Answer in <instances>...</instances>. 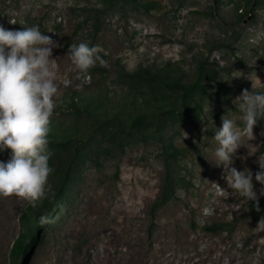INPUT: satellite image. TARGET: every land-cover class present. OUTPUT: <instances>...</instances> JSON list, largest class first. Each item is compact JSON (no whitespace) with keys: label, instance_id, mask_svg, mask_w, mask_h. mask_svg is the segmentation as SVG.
<instances>
[{"label":"rangeland","instance_id":"obj_1","mask_svg":"<svg viewBox=\"0 0 264 264\" xmlns=\"http://www.w3.org/2000/svg\"><path fill=\"white\" fill-rule=\"evenodd\" d=\"M149 1L159 6L139 4ZM137 2L0 0V149L15 119L86 125L63 98L89 86L126 101L121 65L171 61L190 79L207 60L226 89L197 124L170 130L183 151L175 198L152 214L166 172L160 144L129 146L85 167L24 264H264V219L242 217L264 196V0L244 16L241 0ZM43 186L16 179L0 153V264H13L22 214ZM216 222L225 228L205 230Z\"/></svg>","mask_w":264,"mask_h":264},{"label":"trees","instance_id":"obj_2","mask_svg":"<svg viewBox=\"0 0 264 264\" xmlns=\"http://www.w3.org/2000/svg\"><path fill=\"white\" fill-rule=\"evenodd\" d=\"M125 1L138 3L137 0ZM262 2L241 0L240 8L245 11L241 15L253 14ZM139 4L146 9L159 6L155 1ZM98 27L95 22L96 32ZM209 65L207 60L200 61L190 79L180 64L171 61L153 66L141 64L134 70L121 65L117 78L128 88L126 101L114 104L101 98L100 85L63 98L65 108L87 118L86 125L55 118H28L15 119L4 129L0 149L2 163L9 166L20 181L44 183L29 209L22 214L23 228L11 252L13 264L25 263L44 232L46 218L61 208L85 167L99 168L129 146L151 141L160 144L166 172L161 192L151 204L152 214L176 197L183 184L179 172L183 151L170 130L186 121L197 124L206 104L215 97L220 100L226 90L218 81L217 69ZM96 69L89 68L90 71ZM213 81L217 83L216 91H211ZM257 113L264 121V106ZM242 217L263 220L264 196L253 198ZM225 225L216 222L205 226V230L219 232Z\"/></svg>","mask_w":264,"mask_h":264}]
</instances>
